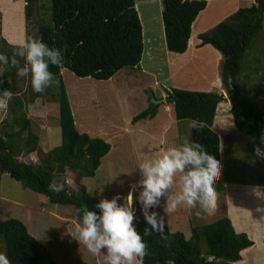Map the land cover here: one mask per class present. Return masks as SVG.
<instances>
[{
	"label": "rangeland",
	"instance_id": "rangeland-1",
	"mask_svg": "<svg viewBox=\"0 0 264 264\" xmlns=\"http://www.w3.org/2000/svg\"><path fill=\"white\" fill-rule=\"evenodd\" d=\"M135 1L144 30L145 46L139 67L123 69L109 81L79 78L67 69L61 73L78 131L104 140L111 145V151L102 160L95 177L81 179L79 173L68 170L58 189L67 186L72 191H78L85 186L88 195L99 203L119 196L117 205L131 209L133 223L146 219L145 213L155 214L159 226L162 223L173 233H183L188 241L192 240L195 226L230 218L231 213L232 218L236 216L237 220L249 227L258 213L251 206L254 198L244 187L229 186H264V159L255 154V148L264 150V144L236 128L230 108L231 97L221 75L223 57L211 45L202 47V50L198 49L199 46L196 49V38H192L190 50L183 57L185 60L173 59L166 43L164 0ZM206 1L208 7L194 24V33L199 30L206 33L238 9L249 8L256 3L255 0ZM41 25L53 27L51 0H36L33 18L27 23L25 40H39ZM11 48L17 50L16 55L21 51L16 47ZM15 58L18 64L14 68L0 64V98L5 92H14V97L7 101V108H0V126L8 116H11L9 122L13 124L14 114L9 112V108L11 105L14 108L15 100L20 99L25 109L15 110L27 114L31 120V131L39 139L37 151L20 157V160L43 165L47 154L62 144L60 106L57 102L60 81L53 78L43 92H35L31 72L26 77L17 75L20 69L31 68L26 56L18 55ZM242 67L238 84L243 99L264 107V23L260 37L245 54ZM6 72H11L12 76L5 78ZM218 78L222 81L221 85ZM178 86L188 91L215 94L222 99L219 112L227 117L224 120L226 125L221 124L215 129V122L213 129L218 131L221 140L222 182L228 184V197L225 194L217 195L214 213L211 216L204 213V217L197 215V221L190 217L189 209L182 204L177 206L176 212H166L169 198L175 199L181 194L179 173L174 177L173 184L157 198V203L150 206L151 210L149 207L145 209L142 203L144 189L141 181L144 176L140 165L161 158L171 148L193 143L192 121H179L174 104L168 101L167 91L181 89ZM152 108L158 111L154 119L133 123L135 117ZM130 196L133 197L131 204ZM199 206L197 204L195 208ZM11 219L23 222L29 233L47 248L58 264H108L106 247L100 250L99 255H94L77 239V229L83 227L76 221L75 208L52 204L45 195L26 189L10 175L0 174V220ZM254 241L257 249L255 247L248 254L247 264H264V241L261 238ZM205 249L203 246L204 253ZM134 264H138V260Z\"/></svg>",
	"mask_w": 264,
	"mask_h": 264
},
{
	"label": "trees",
	"instance_id": "trees-1",
	"mask_svg": "<svg viewBox=\"0 0 264 264\" xmlns=\"http://www.w3.org/2000/svg\"><path fill=\"white\" fill-rule=\"evenodd\" d=\"M51 1L53 27L41 25L38 36L39 40L61 53L60 65L49 63V71L60 81L57 102L62 144L47 154L43 165L21 161L20 157L37 151L39 139L31 131V120L27 114L15 110L25 109L23 102L16 99L14 108L12 105L9 108V112L14 114L13 124L9 122L11 116H8L0 126V174L10 175L26 189L45 195L52 204L75 208L76 221L83 227L86 211L102 215L97 207L99 202L88 195L85 186L78 191L67 186L57 191L58 186L68 170L79 173L81 179L95 177L102 160L110 153L111 145L78 131L61 73L67 69L79 78L109 81L123 69L139 67L145 49L144 30L135 0ZM255 1L252 7L239 9L214 29L201 34L199 39L200 48L211 45L223 57L221 75L224 86L229 90L231 113L237 130L261 142L264 107L243 99L238 84L243 70L242 60L263 30L264 0ZM35 2L26 0L27 23L33 18ZM207 7L206 0H164L163 22L171 53H187L193 26ZM1 27L0 17V54L6 55L7 65L14 68L18 64L15 58L17 50L12 49L2 36ZM13 59L17 61L15 66L12 65ZM4 76L9 78L12 74L6 72ZM167 93L179 121H202L206 124L202 131L199 127L192 128V142L202 145L221 165V140L213 127L222 99L213 93L175 88ZM157 112V108L149 109L135 117L133 123L154 119ZM215 190L217 195L226 192L222 173ZM133 225L147 245L143 264H247L248 254L256 247L249 234L235 230L229 217L194 227L190 241L183 233H173L168 227L161 231L158 223L154 229L147 219ZM0 253L6 254L10 264H58L47 248L29 233L27 226L14 219L0 220ZM208 255L214 258L208 259Z\"/></svg>",
	"mask_w": 264,
	"mask_h": 264
},
{
	"label": "clouds",
	"instance_id": "clouds-1",
	"mask_svg": "<svg viewBox=\"0 0 264 264\" xmlns=\"http://www.w3.org/2000/svg\"><path fill=\"white\" fill-rule=\"evenodd\" d=\"M21 51L17 54L26 56L31 68H22L17 75L28 76L31 72L32 87L35 92L41 93L46 86L53 81V73L49 71V63L59 66L61 53L59 49L50 48L43 40L35 38L22 40L17 45ZM26 50V51H25ZM0 62L8 63V57L0 54ZM17 61L12 60L15 66ZM2 74V73H0ZM13 93L5 92L0 98V108H7V101L11 100ZM192 128L202 131L204 122L192 121ZM261 143L264 144V134H261ZM255 154L264 159V150L255 148ZM144 179L142 203L145 209L157 203L166 189L174 182V177L181 174V194L175 199L169 198L167 213L177 211L178 205L194 209L197 204L203 212L211 216L216 208L217 193L216 183L221 174V165L215 157L208 154L199 143H186L181 148L169 149L161 158L155 161H145L140 165ZM59 191V189H57ZM117 196L111 201L103 200L97 205L102 215L95 212H85L83 216V228L77 229V239L87 246L90 253L99 255L102 248H107L108 264H143V258L147 255V245L140 233L133 225L134 215L130 208L117 205ZM133 197H129V204ZM147 221L155 229L157 221L155 214L147 215ZM160 230H163L161 223ZM148 232L145 230V235ZM0 264H10L6 254L0 253Z\"/></svg>",
	"mask_w": 264,
	"mask_h": 264
},
{
	"label": "crops",
	"instance_id": "crops-1",
	"mask_svg": "<svg viewBox=\"0 0 264 264\" xmlns=\"http://www.w3.org/2000/svg\"><path fill=\"white\" fill-rule=\"evenodd\" d=\"M0 17L2 19L1 30H2L3 37L8 41V43L12 47L18 48L17 45L19 44V42L22 40H25V33H26V29H27L26 0H0ZM201 32L202 31H200V30L197 33L192 32L191 40H192V38H196L195 39L196 44H197L196 49L198 48V46H199L198 49H201L200 48L201 41L199 39V36L201 34H203ZM191 40H190V43H191ZM190 47H191V44H189L188 51L190 50ZM212 49H215V48L213 47ZM188 51H187V53H188ZM186 54L179 55V54L171 53L170 55L172 58L177 57L179 60L183 61V60H185V58L183 59V57L186 56ZM176 55H179V56H176ZM220 55H221V53H220ZM220 57H222V55ZM173 76H174V74H173ZM218 83L221 85L222 81L219 79ZM212 84H213V86H216V85H214L215 84L214 82H212ZM178 87H180V86H178ZM175 89H179V88H175ZM180 90L188 91V89H186V88H181ZM192 92H196V91H192ZM230 108L232 109V105H230ZM220 109L217 111L218 117L215 121L216 122L215 129L217 128V126H219L221 124L222 125L227 124L226 121L224 122L225 118L227 119V117L225 116V114H222L221 112H219ZM220 114H221V117H220ZM215 129H214V131H215ZM215 132L217 134H219L217 130ZM225 187H226L225 196L228 197V184L225 185ZM230 187H244V188H246L247 191H249L248 193L251 195V197L254 198V200L251 203L252 209L254 211L258 212L256 214L257 218L254 219V223L251 224L249 227L246 225V223H242V221L237 220L238 218L236 216H233V218H232V216H231L232 213H231L230 219L232 220V223H233L236 231L238 233L249 234L253 240L255 239L257 241V239L261 238V240L264 241V236H263L264 235V187L263 186H236V185H230L229 188ZM227 206H228V204H227ZM231 210H232V208H231ZM201 212H203V209L201 208V206L194 208V209H189L190 217L195 221H197V215L204 217V212L203 213H201ZM226 216H228V215H226ZM258 219H259V221H258ZM236 224L238 227L236 226ZM202 226H204V225H202ZM197 227H199V226H197ZM244 229H246L247 231L245 232ZM256 249H257V247H256ZM250 253H252V252H250Z\"/></svg>",
	"mask_w": 264,
	"mask_h": 264
},
{
	"label": "water",
	"instance_id": "water-1",
	"mask_svg": "<svg viewBox=\"0 0 264 264\" xmlns=\"http://www.w3.org/2000/svg\"><path fill=\"white\" fill-rule=\"evenodd\" d=\"M189 44H190V43H189ZM220 99H221V98H220ZM207 258H208V259H212V258H214V256H213V255H208Z\"/></svg>",
	"mask_w": 264,
	"mask_h": 264
}]
</instances>
